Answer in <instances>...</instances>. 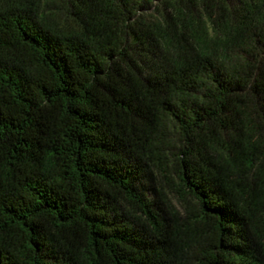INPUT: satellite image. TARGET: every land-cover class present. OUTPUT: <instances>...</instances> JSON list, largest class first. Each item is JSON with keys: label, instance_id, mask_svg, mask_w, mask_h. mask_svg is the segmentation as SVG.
I'll use <instances>...</instances> for the list:
<instances>
[{"label": "trees", "instance_id": "16d2710c", "mask_svg": "<svg viewBox=\"0 0 264 264\" xmlns=\"http://www.w3.org/2000/svg\"><path fill=\"white\" fill-rule=\"evenodd\" d=\"M0 264H264V0H0Z\"/></svg>", "mask_w": 264, "mask_h": 264}, {"label": "rangeland", "instance_id": "374dc122", "mask_svg": "<svg viewBox=\"0 0 264 264\" xmlns=\"http://www.w3.org/2000/svg\"><path fill=\"white\" fill-rule=\"evenodd\" d=\"M61 1L62 0H56V4L61 5ZM143 12L146 16L151 18L159 17L154 8L147 9ZM157 188L165 192L167 199L177 210H179L180 212L182 211L183 207L185 206V202L180 199V197L171 189L168 183L161 177H159L157 180Z\"/></svg>", "mask_w": 264, "mask_h": 264}]
</instances>
